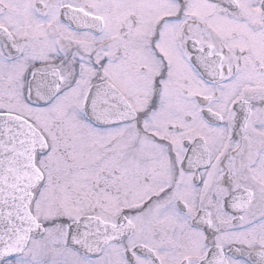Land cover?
Instances as JSON below:
<instances>
[{"label":"snow or ice","instance_id":"6c2138e0","mask_svg":"<svg viewBox=\"0 0 264 264\" xmlns=\"http://www.w3.org/2000/svg\"><path fill=\"white\" fill-rule=\"evenodd\" d=\"M0 264H264V0H0Z\"/></svg>","mask_w":264,"mask_h":264}]
</instances>
